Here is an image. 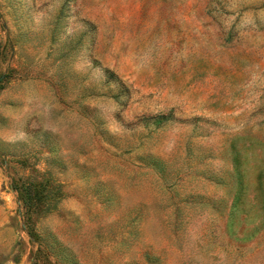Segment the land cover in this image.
I'll return each instance as SVG.
<instances>
[{"label": "rangeland", "instance_id": "1", "mask_svg": "<svg viewBox=\"0 0 264 264\" xmlns=\"http://www.w3.org/2000/svg\"><path fill=\"white\" fill-rule=\"evenodd\" d=\"M0 264H264V0H0Z\"/></svg>", "mask_w": 264, "mask_h": 264}]
</instances>
